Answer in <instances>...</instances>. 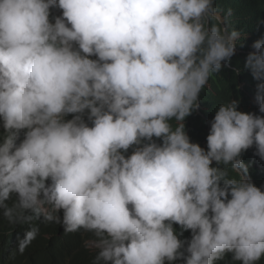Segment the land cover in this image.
I'll use <instances>...</instances> for the list:
<instances>
[{
    "label": "clouds",
    "instance_id": "9594fccd",
    "mask_svg": "<svg viewBox=\"0 0 264 264\" xmlns=\"http://www.w3.org/2000/svg\"><path fill=\"white\" fill-rule=\"evenodd\" d=\"M215 17L214 0H0L3 217L82 229L91 264H257L264 186L242 154L264 160V37L244 64L261 115L222 104L206 148L185 130L236 55Z\"/></svg>",
    "mask_w": 264,
    "mask_h": 264
},
{
    "label": "trees",
    "instance_id": "16d2710c",
    "mask_svg": "<svg viewBox=\"0 0 264 264\" xmlns=\"http://www.w3.org/2000/svg\"><path fill=\"white\" fill-rule=\"evenodd\" d=\"M214 6L216 17L210 24L227 28L229 32L237 31L239 38L236 41V55L230 62L223 64L220 72L212 74L200 93L199 108L184 121L191 141L204 148L210 122L222 104L238 100V110L261 115L255 101L257 81L253 79L251 72L245 69L244 64L247 55L254 50L252 44L264 37V0H214ZM52 11L53 15L61 14L59 10ZM173 125L175 126V122ZM242 159L249 165L244 178H250L258 187L264 186V160L255 155V148L243 153ZM225 170L228 178H240L230 166ZM32 227L39 229L38 235L20 252V243ZM174 227L179 228L178 225ZM90 238V234L82 229L75 233H66L61 224L46 223L42 219L30 223L10 224L0 211V264H91L95 250L84 246V241ZM183 238L190 239V231L185 232ZM217 264L239 262L233 261L229 254ZM257 264H264V257Z\"/></svg>",
    "mask_w": 264,
    "mask_h": 264
}]
</instances>
